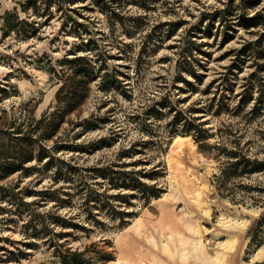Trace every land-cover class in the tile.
<instances>
[{
    "label": "rangeland",
    "instance_id": "rangeland-1",
    "mask_svg": "<svg viewBox=\"0 0 264 264\" xmlns=\"http://www.w3.org/2000/svg\"><path fill=\"white\" fill-rule=\"evenodd\" d=\"M25 1L0 0V264H215L230 237L220 264H264V171L230 167L264 163V0Z\"/></svg>",
    "mask_w": 264,
    "mask_h": 264
},
{
    "label": "trees",
    "instance_id": "trees-1",
    "mask_svg": "<svg viewBox=\"0 0 264 264\" xmlns=\"http://www.w3.org/2000/svg\"><path fill=\"white\" fill-rule=\"evenodd\" d=\"M54 3H60V2H52V0H26L24 3L21 4V12L24 14H29L30 11L37 14L39 12V9L44 6H51ZM62 5V3H60ZM59 4V5H60ZM59 10H63L61 6L58 8ZM53 17L52 15L49 17ZM39 30V25L37 26L35 23H29L26 20H21L19 17V14L17 11H14L13 13H7L4 17V26H3V37L7 38L11 33H16L17 36H21L25 39L30 38L31 36H34ZM64 93V88H62L58 93V101H61V95ZM199 129V128H198ZM196 140H199V137L196 138ZM236 160L230 164V167H232L234 170H236L238 167H241L242 174L249 175L253 173H258L264 171V163L258 162V161H252L250 158H245L243 156H236ZM25 161L19 158V165L21 166ZM9 167V168H8ZM17 168L15 167V164H8L7 167H5L6 171H17ZM225 172H222L223 175H226V169H224ZM117 187H125V188H133V189H139V187H143L146 189L145 184H143L139 179L133 178L131 179V182H127V180L124 179L121 184H117ZM264 192V189H260ZM143 191L142 193H144ZM145 195V193H144ZM263 209H264V202H263ZM264 227V210L259 218V220L255 223V236L259 234L262 231V228ZM254 239V238H253ZM79 255V254H76ZM65 264H69V262H66Z\"/></svg>",
    "mask_w": 264,
    "mask_h": 264
},
{
    "label": "bare ground",
    "instance_id": "bare-ground-1",
    "mask_svg": "<svg viewBox=\"0 0 264 264\" xmlns=\"http://www.w3.org/2000/svg\"><path fill=\"white\" fill-rule=\"evenodd\" d=\"M186 139L188 138H184V137H177L176 140H175V143L177 144H182ZM171 161V159H169V162ZM205 186L201 187V186H198L199 189H203ZM199 189H196V191H200ZM234 245H235V238L233 237H230L223 245V249L225 251H231L233 248H234ZM164 252H166V249L164 248L163 250ZM217 252L215 255H214V258H213V262L215 264H220L226 257H227V252ZM264 252V248L261 247L260 249H258L257 253L253 256V260L256 261L259 259L260 255Z\"/></svg>",
    "mask_w": 264,
    "mask_h": 264
}]
</instances>
